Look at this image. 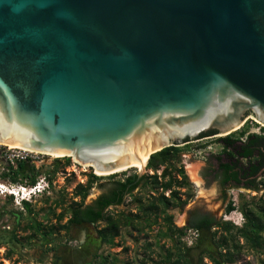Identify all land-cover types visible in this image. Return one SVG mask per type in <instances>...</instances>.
Segmentation results:
<instances>
[{
  "label": "water",
  "instance_id": "95a60500",
  "mask_svg": "<svg viewBox=\"0 0 264 264\" xmlns=\"http://www.w3.org/2000/svg\"><path fill=\"white\" fill-rule=\"evenodd\" d=\"M247 113L264 128V0H0V146L141 177Z\"/></svg>",
  "mask_w": 264,
  "mask_h": 264
},
{
  "label": "rangeland",
  "instance_id": "374dc122",
  "mask_svg": "<svg viewBox=\"0 0 264 264\" xmlns=\"http://www.w3.org/2000/svg\"><path fill=\"white\" fill-rule=\"evenodd\" d=\"M256 123L250 117L246 119L243 126L229 135L239 139L244 138L245 135L241 134L243 132L245 134H260L261 127ZM224 136L219 135L213 139L177 146L181 150L179 165L184 168L190 183L187 193L192 197L181 211L173 209L168 212L169 215H172L173 225L176 229L186 227L187 220L192 215H206L222 223H231L236 229H240L245 222L241 214L242 210L250 209L258 214L264 209L262 202L264 193L253 196L250 193L234 191L232 195L227 194V199L223 203L222 200H217L219 189L208 178L207 168L211 166L208 158L220 150V145L213 143V141ZM4 149L6 146H0V151ZM35 157L37 158L35 165L39 171L37 180L46 179L49 182L50 191L49 194L37 197L30 204L34 213L33 217L39 222L44 221L45 224L49 222L55 226L56 221L52 216V211L58 214L61 209H66L73 201H78L79 197L75 196L78 185L84 184L90 175H97L88 166H80L72 157H66L70 160L68 166H64L62 157L52 158L39 153ZM57 162L59 164L54 165ZM195 164L199 165L197 172L195 171L197 181L191 180L188 175L189 166ZM5 168V163L0 159V183L8 182L1 178ZM137 170L133 168L112 175L97 176L100 177L97 184L103 185V188L94 186L90 190L85 204H89L91 200L102 193L111 181L122 180L127 176L137 174ZM145 173L152 174L151 171H145ZM145 193V190L134 192L140 197H144ZM181 198L185 199L186 197L182 196ZM228 202L234 207V210L226 214L224 205H228ZM17 211H22L20 206L15 205L12 200L0 197V230H13L17 242L11 250L5 247L0 248V264H97L101 257H110L115 264H160V256L164 254L163 250L172 245V241L164 236L166 229L162 227L163 221L161 219L157 220V225L151 229H145L144 233H136L130 228H121L120 236L114 240V243L118 245L117 247L100 244L96 238L95 228L90 225L71 226L68 230H59L56 233L53 230L52 236H50L52 239L50 244L45 242L38 244L36 241L32 242L30 232L24 230L27 223L25 214H23L19 226L16 225L14 213ZM109 211L132 213V219L134 222L136 220L135 204L131 203L129 197L125 199L123 205L117 209L110 208ZM22 213L24 212L22 211ZM67 217L63 218L61 224L67 221ZM101 227L102 224L99 225V228ZM184 233L185 235L181 239L182 243L188 248L194 247L200 238L199 234L194 230H186ZM195 233L196 236H194ZM211 233L214 234L212 249L216 251L222 248L219 240V237L222 236V230L213 229ZM262 237H264V232ZM238 241L241 249L238 254L234 255L235 262L233 264H264V244L262 250L259 251L246 244L243 238L239 237ZM203 264L210 263L204 259Z\"/></svg>",
  "mask_w": 264,
  "mask_h": 264
},
{
  "label": "trees",
  "instance_id": "16d2710c",
  "mask_svg": "<svg viewBox=\"0 0 264 264\" xmlns=\"http://www.w3.org/2000/svg\"><path fill=\"white\" fill-rule=\"evenodd\" d=\"M203 134L205 133L201 135L203 136ZM241 134L247 137L243 146L240 147V151L247 159L250 160L254 153L264 150V128H261L260 134L247 135L245 132ZM217 142L223 147V152L227 153L231 149L236 150L235 144L239 141L231 135H227L218 138ZM180 153L179 148L168 147L152 154L146 164V171H151L152 174L144 173L141 177L134 174L122 180H113L102 193L91 200L89 204H85V200L94 186L103 188V185L97 184L100 177L90 175L84 184L78 185L75 193V196L79 197L78 201H73L66 209H61L58 214L52 211V216L56 221L55 226L49 222L46 224L44 221L39 222L33 217L31 205L23 203L21 209L24 213L22 211L14 213L16 225L19 226L20 220L25 214L27 223L24 230L30 232L32 242L36 241L38 244L43 242L50 244L53 230L56 233L59 230H68L71 226L90 225L95 228L96 238L100 244L117 247L114 240L120 236L121 228H130L136 233H144L145 229H151L157 225V220L161 219L162 227L166 229L164 236L172 241V245L163 250L164 254L160 256V264H203L204 259H207L210 264H233L235 262L234 255L238 254L241 249L239 237L243 238L245 243L255 250L261 251L264 244V237H262L264 209L258 214L250 209L242 210L241 214L245 222L240 229H236L231 223L215 221L205 215H192L187 226L182 229L174 227L172 215H169L168 212L173 209L181 211L192 197L187 193L190 187L188 177L184 168L179 165ZM62 159L64 166H68L69 158ZM58 164L59 162L54 165ZM219 168L224 174L229 169L225 163H220ZM159 171H161L160 174H158ZM38 172L36 165L30 162H17L15 167H6L1 178L13 184L26 182L28 185H34ZM144 190L146 191L144 197L134 194L135 191ZM182 196L186 198L182 199ZM127 197L131 199V203L135 204L137 212L135 222L132 219V213L109 211L110 208L117 209L123 205ZM7 199L11 200V198ZM262 202L264 203V200ZM233 210L234 207L229 205L225 213L229 214ZM66 216H68L67 221L61 224ZM101 224L102 227L99 228ZM213 229L222 230V236L219 237L222 248L215 247L216 251L212 249L214 234L211 232ZM186 230H194L199 234L200 238L192 248L186 247L181 241ZM16 243L13 230H0V248L5 247L11 250ZM97 264H115V262L110 257H101Z\"/></svg>",
  "mask_w": 264,
  "mask_h": 264
},
{
  "label": "flooded vegetation",
  "instance_id": "af4514ba",
  "mask_svg": "<svg viewBox=\"0 0 264 264\" xmlns=\"http://www.w3.org/2000/svg\"><path fill=\"white\" fill-rule=\"evenodd\" d=\"M251 116V113H247L245 120L249 119ZM245 120L243 125L245 124ZM259 126L261 127V125ZM216 135L215 131H210L203 134V136L199 135L192 141L201 142L202 140L213 139ZM237 140L239 141L235 144L237 149H231L227 153H224L223 147L217 142V139H215L213 143L219 144L220 150L216 154H211L208 158L211 162V166L207 168L208 178L212 183L217 185L219 189L217 200H222V203L227 199V194L229 193L232 195L234 191L239 193H250L253 196L264 193V150L254 153L253 157L249 160L244 156L243 152L240 151V147L243 146L244 142L247 140L246 135L244 138H239ZM192 141H186L185 144H189ZM220 163H225L229 167L225 174L219 168ZM227 204L228 205H224L225 210L231 205L229 202ZM189 219H191V217L188 218V222Z\"/></svg>",
  "mask_w": 264,
  "mask_h": 264
},
{
  "label": "built area",
  "instance_id": "2783aa9c",
  "mask_svg": "<svg viewBox=\"0 0 264 264\" xmlns=\"http://www.w3.org/2000/svg\"><path fill=\"white\" fill-rule=\"evenodd\" d=\"M246 122V120H245ZM38 153L29 152L21 149L7 148L0 151V159L5 163V167H15L17 162H30L37 164ZM50 187L46 179L40 178L34 185L13 184L10 182L0 183V197L11 198L15 205L22 207L23 203L32 204L37 197L49 194ZM196 236V233L195 235Z\"/></svg>",
  "mask_w": 264,
  "mask_h": 264
},
{
  "label": "bare ground",
  "instance_id": "6f19581e",
  "mask_svg": "<svg viewBox=\"0 0 264 264\" xmlns=\"http://www.w3.org/2000/svg\"><path fill=\"white\" fill-rule=\"evenodd\" d=\"M6 146L7 148H10V149H21V150H25V151H29V152H33V151H30V150H27V149H22V148H18V147H13V146H9V145H4ZM36 153V152H35ZM45 155H48L52 158L54 157H62V155H56V154H45ZM149 156V155H148ZM75 161V159H73ZM76 162V161H75ZM198 164H195V165H190L189 168H188V175L190 176L191 180H194V181H197L196 177H195V171L198 169ZM139 169L141 170L143 168L142 167H130V168H127V169H124V170H121V171H118V172H115V173H112V174H116V173H120V172H124V171H128L129 169ZM95 174H96V171H94ZM197 172V171H196ZM112 174H106V175H97V176H107V175H112Z\"/></svg>",
  "mask_w": 264,
  "mask_h": 264
}]
</instances>
